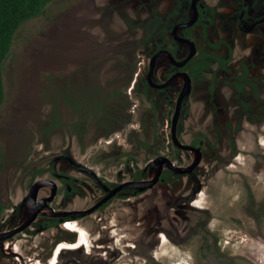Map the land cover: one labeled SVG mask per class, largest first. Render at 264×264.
<instances>
[{"label": "rangeland", "instance_id": "obj_1", "mask_svg": "<svg viewBox=\"0 0 264 264\" xmlns=\"http://www.w3.org/2000/svg\"><path fill=\"white\" fill-rule=\"evenodd\" d=\"M221 1L205 0L208 7L215 8V22L208 28L199 25L191 33L200 48L226 57L231 48L229 71L220 72L214 66L205 80L194 82L177 127L186 145L204 141V149L201 155L195 149L187 151L175 145L166 149L175 157L178 154L174 162L182 169H193L199 156L196 173L192 170L188 175L172 176L171 182H157L145 191L131 184L128 190L135 189L139 195L134 197L127 191L105 208L98 204L103 195L99 183L79 166L109 176L123 163L127 165V156L121 157V153L130 150L101 143L104 136L91 108L109 93L119 91L118 98L111 97L112 104L119 116L128 119L127 133L137 129L129 133L132 141L128 146L136 155L130 167L133 172L146 169L144 180L152 179L156 172L149 165L157 158L154 151L160 145L159 138L168 141L172 129L162 120L174 117L183 82L173 86L169 96L155 99L154 110L148 99L139 98L133 91V82L156 51L153 43L144 41L141 25L155 12L167 15L174 0H54L41 16L18 30L3 70L0 200L7 210L0 234L15 231L17 238L32 235L28 246L27 240L17 242L16 250L22 256L33 254L43 264L53 263L57 255V264H264V119L259 116L264 113L258 112L259 106H264V32L234 26V18L222 13L227 0ZM207 39L225 44L215 50ZM184 54L182 48L180 55ZM166 63L162 58L163 65L157 69L160 82L166 79ZM243 65H247L260 92L259 101L252 94L255 90H247L245 97L254 109L255 123L230 85L218 81L219 101L208 97L212 78L232 79L243 73ZM82 99L83 109L88 108L91 115L77 129L76 104ZM107 109H113L110 98ZM142 141L149 147H143ZM58 174L65 175L70 191L58 181ZM125 178L133 179V175ZM39 180L53 181L62 189L60 193H53L51 185L40 189L37 201L44 205L42 215L45 211L50 217L86 212L67 214L65 220L77 221L88 231L93 240L90 249L68 250L66 243L76 237L56 227L41 230L33 226L24 233L20 230L23 223L7 220L12 206L19 204ZM198 199L203 209L194 208ZM31 207L29 202L21 219H28ZM47 219L40 216L38 222ZM160 231L169 238L165 246L157 242ZM61 241H66L62 244L67 250L63 248L52 257ZM98 244L105 247L99 249ZM131 244L136 248L126 246ZM37 247V254L33 253ZM14 256L16 259L0 250V264L24 263L23 258ZM34 258L32 264L37 260Z\"/></svg>", "mask_w": 264, "mask_h": 264}, {"label": "flooded vegetation", "instance_id": "obj_2", "mask_svg": "<svg viewBox=\"0 0 264 264\" xmlns=\"http://www.w3.org/2000/svg\"><path fill=\"white\" fill-rule=\"evenodd\" d=\"M224 2H225V0L224 1L222 0L221 4H223ZM225 6L226 7H223L222 13L226 17L234 18V26H237V24H238L240 29H242L244 31H249L253 27H256L258 30L264 32V29L262 28V27H264V0H227V3H225ZM154 15H159L164 19H166L169 15H172L171 19L167 18L165 20V21H168V20L170 21V24L168 25L169 29H168V32L165 34V39H163L160 36L157 37L156 39L151 38L149 40L144 38L145 42L154 44L156 51L151 56L150 61H149V65H148V67H145V71H143V69H140V72L137 73V76L135 77V80L133 82V91H135V93L138 95L139 98H142L143 100L148 99V101L152 103V110H154L157 98L161 99V97H164V95L169 96L170 89L173 86L177 85L178 82L179 83L183 82V84L181 83V85H182L181 93H182L183 88H185V85L187 83L186 77L184 74L186 73L190 76V78H191V92L186 98H184V100L182 102L180 116L177 120V123H176V125H174V117H175L176 112H177L178 102H179V98H180L181 93L178 97L174 117L171 119V118H169L170 116H167V118L162 120V124H164L165 120H167V122H168L167 127H170V126L172 127L171 133L167 134V140L168 141H166V139L164 137L159 138L158 143L160 145L154 151V153L158 152V155L156 156L157 158L158 157L168 158L173 163L174 166L178 167L177 163L174 162V161H176L177 158H179L178 154H177V157H175L174 152L168 151V153H167L166 149L169 150L170 145H172V146L175 145L179 149H182L180 144L186 145L184 143V141L182 140V138L181 137L179 138V131H178L177 127H178V123L180 121L181 115L183 113L184 105L187 103L189 96L191 95V93L193 91L194 82L196 80L197 81L205 80L206 79L205 76L207 74H210L213 72L212 68L214 66H216V68L218 70H220V72L229 71V63L232 60L233 51L231 48H229L228 56L227 57L222 56L220 54H217L215 51L211 52L205 48L204 49L200 48V46L194 40L193 34L191 33V31L193 29H196L199 25H202V24L204 25V27L208 28L209 24H214V22H215L214 21L215 20V8H210V6L208 7L207 4H205V0H197L195 7L193 6V0H174L173 7L167 15L162 16L161 14H159L157 12H155ZM154 15L152 17H150L149 19H153ZM148 20H146V21H148ZM192 20H194V21H193V24L191 26L178 28L177 30H175L177 25L191 23ZM146 21H144V22H146ZM206 22H208V24ZM143 23L141 25L142 29H144ZM159 29H160V26H159ZM144 31H145V37H146V30L144 29ZM169 34H170L171 39H169ZM179 38L180 39H187L190 42L194 43L196 51L195 52L193 51V46L191 45V43L181 42L179 40ZM207 44L210 47H212L213 49L219 50L222 48V46L225 43L223 41H219L217 43H214V42H211L210 40L207 39ZM213 45H215V46H213ZM182 48H185V54L184 55H180V50ZM204 52H206L208 54L216 55V56L224 59L225 67H223L222 62L215 61L213 64L212 63L210 64V66L207 70L202 71L199 76H195L192 73V69H193L194 65L199 61V57ZM162 58L166 59V62H167L166 65L168 66V68L163 71V78H166V79L164 81L160 82L158 77H157V69L159 68V66L163 65V64H161ZM179 63H182L183 65H179ZM143 65L146 66L145 63ZM241 69L243 71V73L241 75H237V76L234 75V77L232 79H229V80L221 81V79H219V75L212 78L210 81L212 84V86H211L212 90L209 88L207 89V91L209 92L208 97L210 99V97L214 96L215 102L218 100L217 92H216L217 89H219V88H217L218 81L220 83L223 82V84H225V85H230V88L233 89L234 91H236L237 96H239V98H238L239 102L242 105V107L244 108L245 112L249 113L250 121L255 123L256 120L252 116L254 109L251 108L252 104L250 106L248 103L250 99L246 100L245 97L247 95V90H250V91L255 90V92H253V93L251 92V93L256 96L257 100L255 98V101H259L260 100L259 99L260 92H258L256 85L254 83H252L253 79H251V77L249 76V70H248L247 65H243ZM172 78H174V80L171 81ZM145 83L148 84V88H146ZM239 84H242V89L238 88ZM164 85H166V86L161 87ZM138 89L140 90L139 93H138ZM101 91H103V90H101ZM118 92H119L118 90L115 92H111V93H109L108 97L101 98L99 100L100 102H97V103L95 102V105L93 106L94 109L91 108V110H93V116H98V118L95 120V123L98 126L99 130L101 131V135L104 136V139L101 141V143L105 144L109 147L115 146L117 144L120 147H125V149L130 150V151H128V153H126V152L121 153V157L127 156V160H126L127 165H125L123 163V167L121 169H119L117 172L112 173V171H111L109 176H103V175H98L97 172H95L93 169H91L87 166H83L82 164L79 163L81 165L79 167L81 169L86 170L85 172H87L89 175H91L94 178V180L99 183V186L101 187V189L103 191V195L105 196V197H102L103 195H101L102 199L100 197V199L98 201L99 205L102 203L101 204V205H103L102 208L107 207L115 197H118V196L120 197V195L126 194L127 191L128 192L130 191V194H133L131 196L135 197V196L139 195V192L137 190H135V189H129L128 190L127 187L131 186V184H134V183L137 184L141 181H146V180H144L146 169L140 170L139 172H133L132 168L130 167L131 162H132L131 164H134V161H135L134 159H135L136 155L132 153V149H129L130 140L132 141V139L129 137V133L130 134L135 133V130H137V129L135 127H133L134 131H130L131 129H129V131H128L129 133H127L125 127L129 124V123H127L128 119H126L125 116H119L118 115L119 113L115 110V107L112 104V98L111 97H113V99L118 98V96H119ZM144 93H146V95H144ZM109 98L111 99V105L113 108L110 111L107 109V101L109 100ZM84 100L85 99H82L81 101H78L76 104L77 105V112L76 113L79 115V117H80V112H82L83 115H88V116L91 115V112L88 110V108L85 110L83 109L82 101H84ZM114 103H118V101L116 102L114 100ZM93 104H94V102H93ZM256 105H258V104H256ZM79 107H81V108H79ZM184 111H185V109H184ZM258 112H259V114L264 113V106H259ZM234 116H236V115H234ZM259 116L262 117V119H264V114L259 115ZM168 119H170V120H168ZM141 124H143V123H141ZM141 124H140V130H142ZM81 128H82V126L79 129H81ZM229 128H232V125H229ZM145 129H146V127H145ZM107 133H110V134L104 135ZM112 134H114V135H112ZM170 138H171V140H170ZM200 142L201 143L198 144L196 141H193L191 143V145L187 144V146H190L193 149L198 150V151H203L204 141H200ZM141 144L143 147H145L144 144H146L147 146L145 148L149 147L145 141H142ZM85 147H86V145L83 146L84 150L86 149ZM133 147H134V145H133ZM184 150H186V149H184ZM130 155H132L134 158L130 162H128ZM200 155H201V153H200ZM198 159H199V156H198V158L195 159V162H196V164L194 163L195 167L192 166L191 168H193V169H190V171L193 170L192 171L193 173L195 172V169H197L196 167L198 165H200V160H198ZM149 166L151 167L152 171L156 172L154 177L157 176V174H158V176H159L158 177V183L161 181L171 182L172 176L175 177L176 175H188L189 173H192V172L178 173L173 169H169L166 164L163 165V169L161 171H159V169L157 170L158 166L152 167L151 164ZM180 169H182V168H180ZM186 169L188 170L189 168H186ZM129 175L131 177L133 175V179H127L126 180L125 177L129 176ZM57 176H58L57 179L61 183V185L68 183L64 174H58ZM110 176H111V178H110ZM138 176H140V177H138ZM61 185L59 187H57V190H56L57 193L61 192V190H62ZM66 186H67L66 188L70 191L71 187L68 184H66ZM118 188H120V189H118ZM46 189H49V187H47V185H46ZM74 191L78 192L79 189H74ZM114 191H115V194L113 196H111ZM27 196H25L19 204L12 206L13 210L10 214H8V217H7V220L10 221L11 224L13 222L24 224L27 221V219H25V218L21 219L22 212L27 207L29 202L31 203V201H26ZM96 196L97 195L95 194V197ZM105 198H108V200L106 202H103ZM128 198H132V197H128ZM38 202L39 201H37L36 203L38 204ZM198 202H199V199L196 201V204H194L197 207H199L197 205ZM1 203H2V201H1ZM2 204L4 205V203H2ZM6 210H7V206L4 205V209L2 211L1 218H0V224H1V221L3 220L2 216H4V213ZM45 213L49 214L48 211H45ZM84 213H86V212H84ZM46 214H43V215L39 214L38 217L36 218V220L31 225H29L27 228H25L24 230H21V231H23V232L29 231V228L33 227V226L34 227H40L41 230H49L50 228L56 227L61 232H64L66 235L71 233V235L74 236L73 235L74 231L77 230L78 227H80V225L76 224L77 221H74V223H73L72 221H68L69 220L68 218H67L68 220H65L66 216H59V217H53L52 216V217H50V216H46ZM40 216L48 218L47 221H50L52 219H54V220L57 219V224L54 225L53 227H48L47 221H45L43 223H39L38 221H39ZM79 219H81V218H79ZM2 226H5V225H2ZM82 229L86 230L84 227H82ZM3 234H5V235L11 234V235L4 238V239L0 238V250H3L5 255L13 256L15 259H16V257L14 255L15 254L17 255V250H16V247L18 246L17 242L19 240H27L25 245L28 246L30 241H31L29 238H32V235H26L25 238L24 237H18L17 238V236L16 237L14 236L15 234H17L15 231L8 232V233H1L0 235H3ZM30 234H32V233H30ZM65 234H63L61 236L62 239H65V236H64ZM80 234H81V231H80ZM20 236H23V235H20ZM79 236H77L78 240H79ZM163 237L167 238L165 235H163ZM62 242H66V241H61L60 243H58L59 246L56 247V249H55L57 252L62 250V249L59 250V247L61 246L60 244H62ZM74 243H77V241ZM74 243L72 242L68 245H71ZM38 249H39V247L36 248L37 251H38ZM56 251H54L53 255H55V253L58 254ZM26 256H29V255H26ZM57 260L58 259H56V263H54V264H57ZM37 264H42V261L38 262ZM47 264H52V262L51 263L48 262Z\"/></svg>", "mask_w": 264, "mask_h": 264}, {"label": "trees", "instance_id": "obj_3", "mask_svg": "<svg viewBox=\"0 0 264 264\" xmlns=\"http://www.w3.org/2000/svg\"><path fill=\"white\" fill-rule=\"evenodd\" d=\"M53 1L54 0H0V109L5 102V88L3 79L4 64L11 54L15 36L24 23L41 16L46 7ZM171 17L172 15H169L167 18L171 19ZM166 19L159 15H154L153 19H149L148 21L144 22L143 27L146 30L145 38L149 40L151 38L156 39L160 36L165 39V34L168 32V25L170 24L169 20L165 21ZM215 61L222 62L223 67H225L224 59L204 52L199 57V61L194 65L192 73L195 76H199L202 71L207 70L210 64H213ZM145 86L148 88L147 83H145ZM238 88L242 89V84H239ZM144 95H146V93H144ZM88 117V115H83V113L80 112V117L76 122L77 124H75V128L79 129L86 122L83 121V119L87 120ZM109 134L110 133L104 135ZM144 146L146 147L147 145L144 144ZM133 158L134 157L130 155L128 162H130ZM3 209L4 205L0 201V218ZM47 223L48 227H53L57 224V219H52L47 221Z\"/></svg>", "mask_w": 264, "mask_h": 264}, {"label": "water", "instance_id": "obj_4", "mask_svg": "<svg viewBox=\"0 0 264 264\" xmlns=\"http://www.w3.org/2000/svg\"><path fill=\"white\" fill-rule=\"evenodd\" d=\"M196 2H197V0H193V6L194 7L196 6ZM193 21L194 20H192L191 23L177 25V27H176L175 30H177L178 28H183V27L191 26L193 24ZM179 40L181 42H189V43H191V45L193 46V51L194 52L196 51V48H195L194 43L190 42L187 39H180L179 38ZM179 65H183V64L182 63H179ZM184 75L186 77L187 83L185 85V88H183V91H182V93L180 95V98H179L177 112H176V115L174 117V125H176L177 120H178V118L180 116L181 106H182V102H183L184 98H186L190 94V92H191V78L186 73ZM174 78H172L171 81L174 80ZM165 86L166 85L161 86V87H165ZM180 145H181V148L182 149L193 150V148L190 147V146L182 145V144H180ZM198 152L200 153V151H198ZM165 164L168 166L169 169H173V170H175L178 173H187V172H190V169H188V170L187 169H180V168L174 166L173 163L168 158H163V157H158L156 160H153V162L151 163V166L152 167L158 166L159 168L157 167V170L159 169V171H161L163 169V165H165ZM158 177L159 176L157 174V176L153 177L152 179L147 180V181H141V182L137 183V185L142 186V188L140 189L141 191H145L147 189V187L151 188V187L154 186V184H156L158 182ZM48 184L53 187V193H56L57 185L53 181H49V180H39V181H37L32 186V188L30 190V193L28 194V196L26 198V201H31V206H32L31 207V213H30V216L28 217L27 221L20 228V230H24L29 225H31L36 220V218L38 217V215L41 214L42 211L45 209L43 204H41V203L40 204H37L36 202H37V199H38L37 197H38V194H39L40 189L42 187L48 185ZM118 189H120V188H118ZM114 194H115V191L112 193L111 196H113ZM107 200H108V198H105L103 202H106ZM193 206L196 209H203V208L197 207L195 205H193ZM95 209H96V207L93 210H95ZM67 214L68 215H74L75 216L77 214H79V215L80 214H84V212H72V213H67ZM67 214L66 213H62V214H56V215H51V216H63V215L66 216ZM10 235L11 234H7V235L3 234V235H0V238L1 239H4V238H6V237H8ZM73 235L76 237V239L73 240V243L77 241V243L79 242V245H78V247H66L68 250H73L74 248H76V249L85 248V247H87L89 245V242H85L84 240H78L77 236L80 235L79 229L75 230L74 233H73ZM157 235H158L157 236V242L163 243L164 246L167 245L168 242H170L169 241V238H168V236H167V234L165 232L160 231V232H158ZM163 235H165L167 237L168 242L165 243V241L163 240ZM112 237L117 238L115 235H113ZM92 241L93 240L90 238V243H92ZM77 243H75V244H77ZM127 243L129 244V243H131V241L130 242H127ZM75 244H71V245H75ZM163 244H157L156 247L163 246ZM57 246H59V244ZM126 246H130V247H132L134 249L136 248V246H134V244L126 245ZM56 247H55V249H56ZM104 247H105L104 245L101 246V245L98 244V248L99 249H102ZM66 248H64V249L67 250ZM55 249L53 250L52 256L54 254V251H56ZM118 250H120V249L118 248ZM59 252H61V250ZM106 253H107V250H106ZM17 255L20 256L21 258H23L24 263L17 258L22 264H32V261H33V258H34L33 254H31L29 256H26V255H23L22 256V254L17 250ZM34 259H37V260L33 264H37L38 262H41L42 261L41 259L38 260V258H34ZM57 259H58V255H57ZM54 263H56V260L52 264H54ZM42 264H43V262H42Z\"/></svg>", "mask_w": 264, "mask_h": 264}, {"label": "bare ground", "instance_id": "obj_5", "mask_svg": "<svg viewBox=\"0 0 264 264\" xmlns=\"http://www.w3.org/2000/svg\"><path fill=\"white\" fill-rule=\"evenodd\" d=\"M201 202H198V206L200 207L201 206V204H200ZM69 227V226H68ZM71 228V227H70ZM78 229L81 231V234H80V237H79V240H84L85 242H89V245L87 246L89 249L91 248V243H90V235H89V233H88V231H86V230H84V229H82V227H78ZM163 240L165 241V243L166 242H168V239L167 238H165V237H163ZM67 244V246H73V245H68L69 243H66ZM79 245V242L76 244V246H78ZM64 248V244L63 245H61L60 247H59V250L60 249H63ZM58 250V249H57ZM58 250V251H59ZM57 252V251H56ZM58 253V252H57Z\"/></svg>", "mask_w": 264, "mask_h": 264}, {"label": "clouds", "instance_id": "obj_6", "mask_svg": "<svg viewBox=\"0 0 264 264\" xmlns=\"http://www.w3.org/2000/svg\"><path fill=\"white\" fill-rule=\"evenodd\" d=\"M37 252H38V251H37V250H35L33 253H36V254H37Z\"/></svg>", "mask_w": 264, "mask_h": 264}]
</instances>
